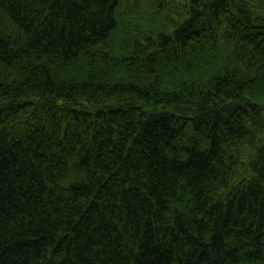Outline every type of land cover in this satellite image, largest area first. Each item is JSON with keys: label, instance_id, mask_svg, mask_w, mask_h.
<instances>
[{"label": "trees", "instance_id": "1", "mask_svg": "<svg viewBox=\"0 0 264 264\" xmlns=\"http://www.w3.org/2000/svg\"><path fill=\"white\" fill-rule=\"evenodd\" d=\"M0 264H264V0H0Z\"/></svg>", "mask_w": 264, "mask_h": 264}]
</instances>
